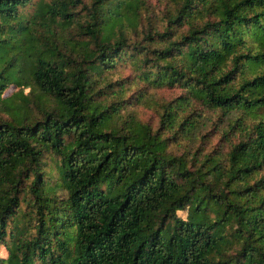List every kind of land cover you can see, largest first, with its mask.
Returning a JSON list of instances; mask_svg holds the SVG:
<instances>
[{
  "label": "trees",
  "instance_id": "1",
  "mask_svg": "<svg viewBox=\"0 0 264 264\" xmlns=\"http://www.w3.org/2000/svg\"><path fill=\"white\" fill-rule=\"evenodd\" d=\"M164 1L0 0V264H264V0ZM123 62L184 89L156 129L93 99Z\"/></svg>",
  "mask_w": 264,
  "mask_h": 264
},
{
  "label": "rangeland",
  "instance_id": "2",
  "mask_svg": "<svg viewBox=\"0 0 264 264\" xmlns=\"http://www.w3.org/2000/svg\"><path fill=\"white\" fill-rule=\"evenodd\" d=\"M87 1V0H85ZM53 0H31V3L25 6L22 10L26 16H31L38 11L44 4H51ZM149 5V10L152 16L160 17L163 14V11L169 6L164 0H147ZM82 11V10H80ZM83 12V11H82ZM42 22V19H38ZM43 28V26H42ZM43 36H45L43 32ZM253 41V40H251ZM140 72L134 67L130 62H123L119 64L115 70L108 73L107 77L100 82L99 89L103 93L94 96V100H102L108 103L112 101L117 102L119 99H123L121 103H118V106H121L122 109L119 114H116L113 118V122L120 126L125 121L130 123L132 121H139L149 123L152 128L156 129L159 126V104L162 102L169 101L181 94H183L184 89L180 85H155L150 84L144 79L141 78ZM110 82V86L106 84ZM120 83H123L124 90L123 93L114 94L110 91L112 89H117L120 86ZM24 92L29 90V87H22ZM11 88H7L6 92H10ZM33 99V96L31 97ZM200 111H202L204 116L205 124L201 129V132L204 134V137H200L192 142L187 143L192 149L199 147L204 151L210 150H220L223 151L227 147V142L225 138L222 137V126L225 124L220 117V112L213 110L209 107L203 108L198 102L195 103ZM31 121L35 118L41 116L40 112L35 109H31ZM9 116L3 112H0V121L8 120ZM252 115H249L246 120H251ZM233 139V138H232ZM234 141L236 139H233ZM170 149L177 154H180L183 150V147H178L176 144H171ZM58 193L61 196L65 195V192L61 189L58 190ZM21 208H24V204H21ZM183 217L187 216L188 213L179 211ZM27 222V223H24ZM24 225L29 224L27 218L21 220ZM0 254L6 256L7 251L4 246L0 247Z\"/></svg>",
  "mask_w": 264,
  "mask_h": 264
}]
</instances>
